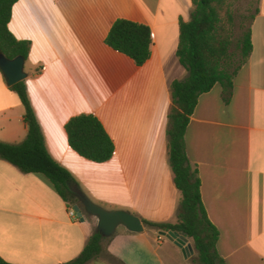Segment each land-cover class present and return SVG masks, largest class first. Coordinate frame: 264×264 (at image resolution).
<instances>
[{"label":"crops","instance_id":"crops-1","mask_svg":"<svg viewBox=\"0 0 264 264\" xmlns=\"http://www.w3.org/2000/svg\"><path fill=\"white\" fill-rule=\"evenodd\" d=\"M252 21L253 51L234 80L232 97L216 84L202 94L186 131L189 164L202 200L220 231L226 264H264V0ZM192 0H18L9 28L29 40L27 93L51 156L95 203L142 220L176 223L181 192L168 159L171 84L187 76L177 48L180 21ZM147 24L152 55L143 65L106 43L117 19ZM29 66V71L27 69ZM94 114L115 143L97 163L74 151L67 122ZM25 107L0 69V140L18 143L28 126ZM120 180L115 194L101 182ZM77 204V203H76ZM68 203L43 175L23 173L0 158V256L11 264H66L78 257L98 219L70 216ZM155 228L119 226L87 264H194Z\"/></svg>","mask_w":264,"mask_h":264},{"label":"trees","instance_id":"trees-1","mask_svg":"<svg viewBox=\"0 0 264 264\" xmlns=\"http://www.w3.org/2000/svg\"><path fill=\"white\" fill-rule=\"evenodd\" d=\"M18 0H0V53L8 58L29 57L31 42L19 40L11 32L12 9ZM189 21H180L177 56L187 70V76L171 84L172 107L168 114V159L174 182L181 192L176 223H156L142 220L148 228L158 231H177L193 242L196 250L194 264H226L217 245L220 231L205 209L201 180L192 170L186 146V131L202 94L216 84L224 90V99L232 97L234 80L248 63L252 51L251 24H242L241 34L235 38L236 15L233 0H192ZM256 13L252 17V21ZM106 43L129 56L141 66L152 55V30L144 23L120 18L110 29ZM25 107L28 132L18 143L0 140V158L16 166L23 173L45 176L69 206L79 203L73 174L49 153L41 126L31 105L26 84L20 81L11 86ZM71 148L80 156L97 163L107 162L115 154V143L94 114L72 117L65 126ZM103 237L95 228L81 254L66 264H87L104 251ZM0 264H11L0 256Z\"/></svg>","mask_w":264,"mask_h":264},{"label":"water","instance_id":"water-1","mask_svg":"<svg viewBox=\"0 0 264 264\" xmlns=\"http://www.w3.org/2000/svg\"><path fill=\"white\" fill-rule=\"evenodd\" d=\"M25 60L23 56L8 58L0 53V69L4 73L8 85L12 86L27 78ZM76 195L79 203L74 204L73 208L78 217L83 221L85 214L95 216L98 219L97 229L103 237H112L119 226H125L132 232L144 231L145 224L139 216L122 209H107L95 203L82 190H77ZM161 234L181 248L184 255L187 256L195 253L193 243L184 234L177 231H161Z\"/></svg>","mask_w":264,"mask_h":264},{"label":"rangeland","instance_id":"rangeland-1","mask_svg":"<svg viewBox=\"0 0 264 264\" xmlns=\"http://www.w3.org/2000/svg\"><path fill=\"white\" fill-rule=\"evenodd\" d=\"M259 2L260 0H233V9L235 11L236 23H237L235 38H237L241 34L242 24L244 26L250 25V23L252 22V17L256 13V9L259 6ZM27 69L29 71V66H27ZM100 184H101V190L103 191L107 190L109 193H113V194L117 192V189H115L116 187H118V189L119 187L123 188V182L120 180H116L114 182H108L107 183L108 188L105 187V181H102ZM190 241L192 242V240Z\"/></svg>","mask_w":264,"mask_h":264},{"label":"built area","instance_id":"built-area-1","mask_svg":"<svg viewBox=\"0 0 264 264\" xmlns=\"http://www.w3.org/2000/svg\"><path fill=\"white\" fill-rule=\"evenodd\" d=\"M73 206H74V205L69 206V207H70V209H69L70 216H71L72 218H74L75 220H78V221H79V220H81V219L78 217V215H77L76 211L74 210ZM165 238H166V237H165L163 234H161V232L159 231V232L157 233V236H156V241H157L158 243H161Z\"/></svg>","mask_w":264,"mask_h":264}]
</instances>
